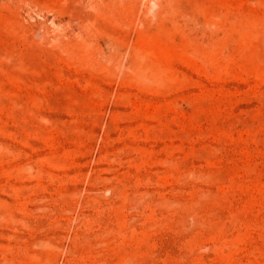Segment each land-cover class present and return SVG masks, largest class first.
Listing matches in <instances>:
<instances>
[{"label": "rangeland", "instance_id": "obj_1", "mask_svg": "<svg viewBox=\"0 0 264 264\" xmlns=\"http://www.w3.org/2000/svg\"><path fill=\"white\" fill-rule=\"evenodd\" d=\"M0 264H264V0H0Z\"/></svg>", "mask_w": 264, "mask_h": 264}]
</instances>
